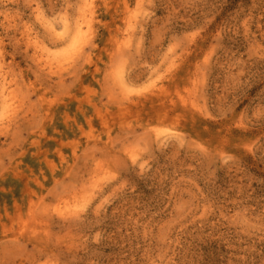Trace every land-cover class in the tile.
Instances as JSON below:
<instances>
[{
    "label": "rangeland",
    "instance_id": "rangeland-1",
    "mask_svg": "<svg viewBox=\"0 0 264 264\" xmlns=\"http://www.w3.org/2000/svg\"><path fill=\"white\" fill-rule=\"evenodd\" d=\"M0 264H264V0H0Z\"/></svg>",
    "mask_w": 264,
    "mask_h": 264
},
{
    "label": "bare ground",
    "instance_id": "bare-ground-1",
    "mask_svg": "<svg viewBox=\"0 0 264 264\" xmlns=\"http://www.w3.org/2000/svg\"><path fill=\"white\" fill-rule=\"evenodd\" d=\"M89 5V4H88ZM86 9V8H85ZM81 14V13H80ZM85 17V11L82 13V17ZM86 16H87V14H86ZM85 19V18H84ZM78 21V20H77ZM85 21V20H84ZM79 22V21H78ZM81 23H83L82 21H81ZM81 23H79V24H77V31L76 32H78L79 34V37L81 36L80 34H82L83 32H81L83 29H82V25H81ZM76 26V25H75ZM76 30V29H75ZM75 32V31H74ZM81 32V33H80ZM76 34V33H75ZM74 34V35H75ZM77 37V36H76ZM78 37V38H79ZM3 94L2 95H4V100H5V102H7V101H9V96H10V94H8L7 93V88H5V86H4V90H3V92H2Z\"/></svg>",
    "mask_w": 264,
    "mask_h": 264
}]
</instances>
